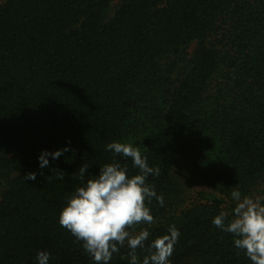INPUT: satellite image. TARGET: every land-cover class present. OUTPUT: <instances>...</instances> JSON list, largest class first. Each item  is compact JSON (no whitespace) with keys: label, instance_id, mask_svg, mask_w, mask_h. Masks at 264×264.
I'll return each mask as SVG.
<instances>
[{"label":"trees","instance_id":"trees-1","mask_svg":"<svg viewBox=\"0 0 264 264\" xmlns=\"http://www.w3.org/2000/svg\"><path fill=\"white\" fill-rule=\"evenodd\" d=\"M113 1L0 0V264H36L39 251L92 264L58 217L82 165L136 174L104 150L113 141L160 168L148 183L164 207L153 199L154 223L136 231L175 225L171 264H250L212 219H231L235 186L264 195V0H121L110 17ZM64 148L39 168L42 151Z\"/></svg>","mask_w":264,"mask_h":264},{"label":"clouds","instance_id":"clouds-1","mask_svg":"<svg viewBox=\"0 0 264 264\" xmlns=\"http://www.w3.org/2000/svg\"><path fill=\"white\" fill-rule=\"evenodd\" d=\"M68 150L42 151L38 156L39 168H48L50 159L54 161ZM104 150L111 152L113 157L130 160L136 174H131L127 163L121 164L115 159L99 167L96 176L86 175L88 168L82 165L79 168L81 186L75 189L61 209L59 226L74 237L82 254H86L92 264H110L114 254H119L122 248L128 250L120 257L126 259L127 264H171L181 235L175 225H169L167 234L151 240L147 227L136 231L137 226L154 223L155 218L148 206L153 199L164 207L163 197L157 194L154 185L148 183L149 176L160 175V168L149 166L147 156L131 143L113 141L107 143ZM54 170L56 178L63 180L65 174ZM23 179L36 181L37 174L27 173ZM232 189L230 198L235 207L231 209V219L228 212L220 211L213 217L212 224L232 235L237 255L242 251L250 264H264V195H242L236 186ZM138 249L146 254L138 255ZM52 259L51 253L39 251L35 262L50 264Z\"/></svg>","mask_w":264,"mask_h":264},{"label":"rangeland","instance_id":"rangeland-1","mask_svg":"<svg viewBox=\"0 0 264 264\" xmlns=\"http://www.w3.org/2000/svg\"><path fill=\"white\" fill-rule=\"evenodd\" d=\"M120 1L121 0H114L110 6V10H109V14L108 16H112L116 10V8L118 7V5L120 4ZM192 49V48H191ZM180 186L182 187V189L184 190V193H185V198L187 200L186 203H188V200L191 199V193H192V190L193 188L189 187V184H188V181H187V176L184 175V174H181V173H177V176H176Z\"/></svg>","mask_w":264,"mask_h":264}]
</instances>
